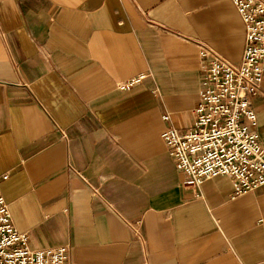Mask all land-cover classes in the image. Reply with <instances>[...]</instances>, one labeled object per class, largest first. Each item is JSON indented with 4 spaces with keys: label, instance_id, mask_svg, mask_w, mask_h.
Returning <instances> with one entry per match:
<instances>
[{
    "label": "crops",
    "instance_id": "crops-1",
    "mask_svg": "<svg viewBox=\"0 0 264 264\" xmlns=\"http://www.w3.org/2000/svg\"><path fill=\"white\" fill-rule=\"evenodd\" d=\"M200 45L239 62L230 0H0V188L31 248L67 245L69 264H264V186H184L162 138L191 125ZM252 104L264 147V78Z\"/></svg>",
    "mask_w": 264,
    "mask_h": 264
},
{
    "label": "built area",
    "instance_id": "built-area-1",
    "mask_svg": "<svg viewBox=\"0 0 264 264\" xmlns=\"http://www.w3.org/2000/svg\"><path fill=\"white\" fill-rule=\"evenodd\" d=\"M230 2L244 26L242 57L232 63L199 46L204 74L191 125L185 130L168 127L162 138L176 169L186 176L182 185L198 187L205 178L221 174L231 178L237 194L264 186V147L252 104L264 78V0ZM141 79L128 80L119 88H129ZM6 178L3 174L0 181ZM68 262L67 245L29 246L27 234L15 228L0 188V264Z\"/></svg>",
    "mask_w": 264,
    "mask_h": 264
}]
</instances>
